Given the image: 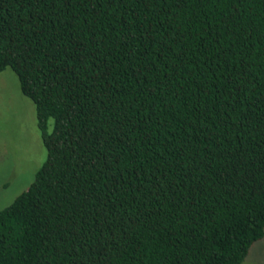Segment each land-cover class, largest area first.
Returning a JSON list of instances; mask_svg holds the SVG:
<instances>
[{
	"label": "trees",
	"instance_id": "1",
	"mask_svg": "<svg viewBox=\"0 0 264 264\" xmlns=\"http://www.w3.org/2000/svg\"><path fill=\"white\" fill-rule=\"evenodd\" d=\"M6 68L46 158L0 264H241L264 236V0H0Z\"/></svg>",
	"mask_w": 264,
	"mask_h": 264
},
{
	"label": "rangeland",
	"instance_id": "2",
	"mask_svg": "<svg viewBox=\"0 0 264 264\" xmlns=\"http://www.w3.org/2000/svg\"><path fill=\"white\" fill-rule=\"evenodd\" d=\"M51 127L52 119L47 132ZM45 158L34 105L6 68L0 72V209L27 189ZM241 264H264V236L251 245Z\"/></svg>",
	"mask_w": 264,
	"mask_h": 264
}]
</instances>
